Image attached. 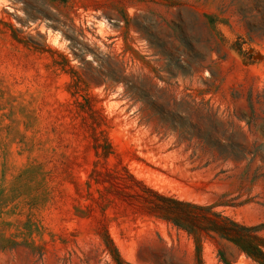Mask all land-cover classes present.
Wrapping results in <instances>:
<instances>
[{
	"label": "rangeland",
	"instance_id": "obj_1",
	"mask_svg": "<svg viewBox=\"0 0 264 264\" xmlns=\"http://www.w3.org/2000/svg\"><path fill=\"white\" fill-rule=\"evenodd\" d=\"M164 197L264 239V0H0V264H257Z\"/></svg>",
	"mask_w": 264,
	"mask_h": 264
},
{
	"label": "trees",
	"instance_id": "obj_2",
	"mask_svg": "<svg viewBox=\"0 0 264 264\" xmlns=\"http://www.w3.org/2000/svg\"><path fill=\"white\" fill-rule=\"evenodd\" d=\"M256 103L259 102H256L251 95L249 97V107L253 113L256 112ZM241 121L242 119L239 118V122ZM247 125L250 126V123L247 122ZM218 127L224 128L225 124L217 121L209 113L202 125L193 126L194 132L191 134V139L196 138L204 146L216 151L221 148H230L229 152H219V157L225 162L231 161L235 164H241L247 160H250V162L256 160L259 155L258 152L247 150L248 145L245 146L243 143H234L232 141L223 143L221 138L215 137L213 130L216 131ZM179 134L182 135L181 130H179ZM249 156H251L250 159ZM162 200L163 208L167 213L166 219L193 238L197 251L201 249L200 235L202 232L208 235L215 234L235 243L242 253L257 264H264V239L258 238L257 235L261 227L241 225L231 218L224 217L222 213L214 212L216 206H204L165 197ZM114 252L113 259L120 262L119 254L116 250Z\"/></svg>",
	"mask_w": 264,
	"mask_h": 264
}]
</instances>
